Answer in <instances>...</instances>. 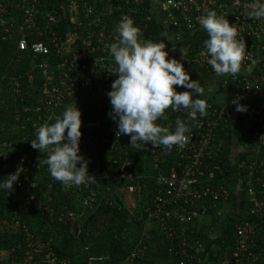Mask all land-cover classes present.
I'll return each mask as SVG.
<instances>
[{"label": "trees", "instance_id": "1", "mask_svg": "<svg viewBox=\"0 0 264 264\" xmlns=\"http://www.w3.org/2000/svg\"><path fill=\"white\" fill-rule=\"evenodd\" d=\"M7 1L14 7L0 16V178L17 170L20 172L19 176L24 178L29 168L33 171L31 175L37 185L30 189L13 185L8 194L0 192V264H23L27 253L34 251L36 264L43 263L41 260L46 254V247H28V233L36 241L48 243V247L58 258L67 259L70 264H89L88 258L91 255L102 256L104 259L94 264H180V260L186 261L188 258L183 252L185 247L187 253L193 256L188 264H235L236 231L244 220L256 223L259 230L254 237L256 246L250 250L256 255L261 252V256L251 263L264 264V207L257 212L249 204L250 201H247L246 210L251 218L234 220L231 215L234 205L231 186H228L231 188V195L227 199L215 200L208 197L199 203L200 209L191 206L194 213L191 221L168 220L167 228L163 229L147 220L146 208L152 206L154 194L161 187L157 177L168 175L173 167L179 168L181 156L175 145L171 150L153 147L151 143L134 148L129 145L130 136L122 135L117 140L123 150L122 153L119 151L118 158L121 157L119 163H123L125 158L133 162L131 169L135 177L130 180L109 177L118 167L117 164L113 167L104 155L109 143H104L101 147L83 145L79 154L89 161L88 173L95 176V182L86 187L84 184L64 187L51 178L44 163L47 154H40L30 146L36 129L45 123H52L55 116L60 115L66 106H74L75 102L81 112L80 140L90 135L101 138L104 135L116 136L108 134L109 131L103 127L108 119L113 121L108 115L111 105L110 102L88 93H76L66 105L55 108L49 115L44 111H36L41 100L48 98L44 75L38 67L42 60L48 58L33 54L29 49L19 50V40L24 38L29 45L45 43L51 49L52 56L49 59H54V40L74 39L85 51L82 41L85 38L89 40V31L77 30L71 23V0ZM98 1L102 5L105 0ZM113 2L115 6L116 2ZM107 3L109 0H106L105 4ZM128 7L135 24L144 27L149 24L147 18L152 12L150 0H132ZM31 8L34 13L26 21L25 10ZM118 12L115 8L113 14ZM15 18L18 22H15ZM8 30L15 31L11 39H6ZM181 32L188 40L190 58L204 49L203 41L207 39V34L203 28L194 32L183 29ZM97 55L98 53L88 55L87 60L82 63L87 64L89 69L95 67ZM190 65L201 75L214 74L212 70L202 66L191 62ZM173 87L178 92L187 90L182 86ZM222 88L231 93L230 84L225 86L222 81ZM194 98L204 99L206 105L213 103L218 109L222 106L215 96L207 97L203 93ZM165 114L168 119H158L156 123L168 127L170 131L174 130L177 119L186 124L188 132L198 129L187 118L186 109L172 111L169 107ZM112 128L116 129L115 122ZM111 132L113 133L112 130ZM235 138L236 132L230 122L225 129L214 130L212 143L215 148L204 159L206 162H213L218 169L209 171L211 179H203L198 187L205 184L216 188L225 181L221 177L232 168ZM246 138H241L244 143ZM260 153L264 156V148ZM247 172L248 168L244 165L241 170V186L244 190L247 189ZM259 180L264 182V172L255 174L253 179L256 188L260 189ZM105 186L113 191L114 196H103ZM130 186L140 189V192L131 195L134 198L133 205L128 204ZM225 205L228 206L227 211L223 210ZM70 213H73L72 217L69 216ZM78 223L82 226V231L75 230ZM25 229L29 230L28 233ZM141 241L143 244H140ZM133 251H136L135 257L127 262ZM243 261V264H248L246 258Z\"/></svg>", "mask_w": 264, "mask_h": 264}, {"label": "built area", "instance_id": "2", "mask_svg": "<svg viewBox=\"0 0 264 264\" xmlns=\"http://www.w3.org/2000/svg\"><path fill=\"white\" fill-rule=\"evenodd\" d=\"M113 1L116 2L115 6ZM131 1L109 0V3L105 4V0L102 5H99L98 0H72L73 8L70 7L72 13L71 23L77 30L89 31V40L85 38L82 41L85 51L74 39L54 40L55 58L49 59V56H52L51 49L45 43L37 42L29 45L24 38L19 40V50L29 49L33 54L46 56L49 59V61L44 59L38 64L44 75V87L48 98L41 100V104L35 108L36 111H44L49 115L55 108L66 105V102L76 93H88L93 97L109 102L107 92L111 90L110 86L117 77L115 76L116 65L109 55L108 46L118 41L119 37L115 29L122 18H130L135 24L128 7L131 5ZM134 1L140 2L142 0ZM250 3L251 0H161L159 9L167 14L173 27L180 31L186 29L192 32L202 29L198 19L205 8L215 10L218 15L228 19L230 24H235L237 38L245 42V51L240 63V69L245 68V71L240 72L237 76H231L230 74L221 76L225 86L230 84L231 93L235 98L240 97V100L247 101L252 98L263 99L262 106L251 104L246 106V112H237L241 135L247 137L245 144L250 149V153H253L244 164L248 168L246 174L248 178L247 189L245 192L249 195V204L253 205V208L258 212L264 207V182L262 180L258 181L259 189L256 188L255 184L257 180L255 182L253 179L255 174L260 173V171L264 172V156H261L260 153L264 148V19H255L247 15ZM13 7L14 5H10L7 0H0V16ZM115 8L119 10L116 15L113 14ZM25 12L27 14L26 21H29L34 9H27ZM51 20H54V18L51 17ZM135 26L139 29L138 38L145 40L144 35L147 26L137 24ZM8 31L9 35L6 39H11L15 35V31ZM95 53H98L95 67L89 69L88 65L82 63V61H86L88 55ZM207 58L206 50L203 49L195 53L190 58V62L212 70L207 63ZM232 106L235 107V104H232ZM227 109L226 106H221L218 109L213 103H208L206 115L203 117L197 114L196 118L193 119L187 115V118L195 126H198V129L185 133L187 142L182 147L176 146V151L181 156L178 163L179 168L173 167L168 175L157 177L161 187L154 194L152 206L146 208L147 220L154 226L166 229L168 220L191 221L194 216L193 211H191L193 207L190 208L191 206L200 209L201 205L199 203H202L203 199L212 197L218 200L230 197L231 188H228L229 185L225 181L216 188L205 184L201 187L197 186L203 179L208 181L211 179L209 171L218 169L217 165H214L213 162H206L204 158L207 153L215 148L212 143L214 130L216 128L225 129L229 125ZM178 110H182V108ZM112 131L111 134H116L117 130L112 128ZM121 136L117 134L116 136L104 135L101 138V136L93 137L90 135L80 140L79 148L83 145H91L92 147L99 145L101 147L104 143H109V163L113 167L116 164L118 165L116 172L110 174L109 177L130 180L135 177L131 169L133 162L125 158L123 163H119L121 160V157L118 158L120 156L119 151L122 153L123 150L117 140ZM95 150L97 149L95 148ZM0 154L2 155L1 152ZM26 171H29L26 176L24 178L19 176L14 185L27 189L36 187L35 178L31 175L33 171L29 168ZM221 179L224 178L221 177ZM88 185L89 183H86L84 187ZM128 190L129 197H132V193L140 192V189L134 186H130ZM129 201L128 204H130ZM132 201L134 203V200ZM69 216L72 217L73 213H70ZM25 230L28 233L29 230ZM258 231V225L252 221L244 220L239 224L234 244L235 264H243L244 258H246L248 264H252V261L261 256V252L256 255L250 250L251 247L256 246L254 237H256ZM27 238L28 247L32 248L36 245L46 247V254L43 256L44 260H41L43 262L41 264H70L69 260L58 258L48 247V243L46 244L40 240L36 241L30 233H28ZM140 244H143V241ZM183 246H186V244L183 243ZM183 252L188 258L186 261L180 260V264H188L192 261L193 256L187 253L186 247ZM34 253H27L23 264H36ZM135 255L136 251H133L127 262L132 261ZM103 260V257L98 255H91L88 258L89 264Z\"/></svg>", "mask_w": 264, "mask_h": 264}, {"label": "clouds", "instance_id": "3", "mask_svg": "<svg viewBox=\"0 0 264 264\" xmlns=\"http://www.w3.org/2000/svg\"><path fill=\"white\" fill-rule=\"evenodd\" d=\"M247 15L264 19V0H251ZM198 23L207 34L203 46L213 72L218 76L236 75L245 42L237 38L235 24L207 8ZM115 30L119 39L108 46V51L115 62L117 78L107 96L111 105L108 115L116 124V134L129 135V145L134 148L148 143L166 150L174 145L182 147L187 142L185 133L189 131L184 122L177 119L172 131L156 122L168 119L165 110L169 107L172 111L186 109L193 119L197 114L206 115L205 100L194 98L203 95L202 88L190 79L183 63L168 58L165 43L140 40L139 29L130 18H122ZM173 86L187 90L178 92ZM240 99L237 97L231 103L237 112H246L247 107ZM80 127L81 112L74 102V106H66L55 116L52 123L38 127L35 138L30 140L33 149L47 154L44 163L51 178L64 187L95 182V176L88 173L89 161L79 154ZM19 175L17 170L0 178V192L8 194Z\"/></svg>", "mask_w": 264, "mask_h": 264}, {"label": "crops", "instance_id": "4", "mask_svg": "<svg viewBox=\"0 0 264 264\" xmlns=\"http://www.w3.org/2000/svg\"><path fill=\"white\" fill-rule=\"evenodd\" d=\"M83 1V0H78ZM90 1V0H89ZM152 4L151 15L149 16V24L147 25L145 31L146 41L153 42H163L165 43V49L169 53L168 58H175L176 60L180 59L181 63H183L185 71L189 73L191 80H196L197 84L202 88L205 96L216 98L217 102L222 106H226L227 109V117L230 122V125L234 128L236 132L235 144L233 146V154H232V168L225 175L223 174L222 178L225 179V182L232 187L234 191V199H233V208H232V218L236 221L241 220L243 218H251L249 211L246 210V204L249 200V195L245 192V190L241 186V170L244 167V164L247 162L248 157H251L253 153H250V149L243 142L241 135V128L239 126V116L235 107L232 106L234 99H236L231 93L226 92L222 88V76L214 74L209 75H201L196 73V71L190 65V57L187 48L188 40L182 35V32L173 27L170 23L168 16L166 13L162 12L159 9L161 0H150ZM69 6L72 7V0L69 2ZM182 49V51H181ZM245 71V68H241L236 75H239L240 72ZM228 95V96H225ZM240 103L247 105H263L262 98H252L249 101L240 100ZM106 125H103L104 129L111 133L112 126L114 121L107 120ZM108 128V129H107ZM106 158H109V147L106 148L104 152ZM107 161V160H106ZM103 196L109 197L114 196L113 191L108 189L105 186L103 191Z\"/></svg>", "mask_w": 264, "mask_h": 264}, {"label": "rangeland", "instance_id": "5", "mask_svg": "<svg viewBox=\"0 0 264 264\" xmlns=\"http://www.w3.org/2000/svg\"><path fill=\"white\" fill-rule=\"evenodd\" d=\"M16 19H17V18H15V22H18ZM178 61L181 62L180 59H178ZM225 96H228V95H225ZM119 193H120V192H119ZM130 199H131V201L134 200V198L128 196V201H129ZM131 201H129V202H130V205L134 204L133 201H132V202H131ZM131 203H132V204H131ZM223 210H224V211H227V210H228V206L225 205L224 208H223Z\"/></svg>", "mask_w": 264, "mask_h": 264}, {"label": "water", "instance_id": "6", "mask_svg": "<svg viewBox=\"0 0 264 264\" xmlns=\"http://www.w3.org/2000/svg\"><path fill=\"white\" fill-rule=\"evenodd\" d=\"M75 230H76V231H79V230L82 231V226H81L79 223L76 224V225H75Z\"/></svg>", "mask_w": 264, "mask_h": 264}]
</instances>
